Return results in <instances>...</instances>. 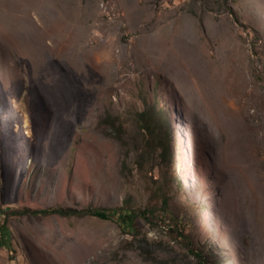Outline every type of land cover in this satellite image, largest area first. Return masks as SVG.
<instances>
[{
    "label": "rangeland",
    "instance_id": "374dc122",
    "mask_svg": "<svg viewBox=\"0 0 264 264\" xmlns=\"http://www.w3.org/2000/svg\"><path fill=\"white\" fill-rule=\"evenodd\" d=\"M0 264H264V0H0Z\"/></svg>",
    "mask_w": 264,
    "mask_h": 264
},
{
    "label": "trees",
    "instance_id": "16d2710c",
    "mask_svg": "<svg viewBox=\"0 0 264 264\" xmlns=\"http://www.w3.org/2000/svg\"><path fill=\"white\" fill-rule=\"evenodd\" d=\"M88 214H93L100 216L102 218H111L117 217L120 221L123 222L124 226L134 225V220L136 218V213L128 208H122L118 214H108L106 210H99V209H90L86 211ZM35 213H45V214H60V215H72V214H83L85 212H78V210H74L73 208H63L60 206L50 207L44 210L36 211ZM6 244L5 242H2ZM1 243V244H2Z\"/></svg>",
    "mask_w": 264,
    "mask_h": 264
}]
</instances>
